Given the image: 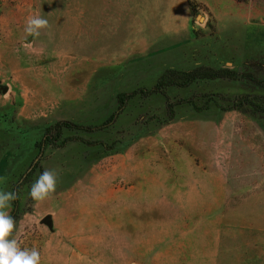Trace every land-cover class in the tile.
<instances>
[{
  "label": "rangeland",
  "instance_id": "374dc122",
  "mask_svg": "<svg viewBox=\"0 0 264 264\" xmlns=\"http://www.w3.org/2000/svg\"><path fill=\"white\" fill-rule=\"evenodd\" d=\"M165 2L22 6L48 27L2 54L0 190L41 264H264V0H195L182 41Z\"/></svg>",
  "mask_w": 264,
  "mask_h": 264
},
{
  "label": "crops",
  "instance_id": "0c3cea01",
  "mask_svg": "<svg viewBox=\"0 0 264 264\" xmlns=\"http://www.w3.org/2000/svg\"><path fill=\"white\" fill-rule=\"evenodd\" d=\"M35 1L36 0H0V70L4 67V70H8L10 74L15 76L17 71H19V68L17 69L18 66L16 63H13L12 59L10 61L5 60V58L2 57V54H14L16 48L21 45L22 41L27 42L30 40L26 37L27 35L24 32V26L27 18L35 15L34 13H22V6H31L32 4H35ZM229 1L230 0H197L200 5L205 6L214 12L218 5H228ZM109 3L111 4V2ZM175 4L179 5L180 15L177 14L176 19H173V17L170 18V16L167 17L163 26L167 28V31L170 34H174L170 37L171 39L182 41L190 34L189 22L192 9L188 0H178L177 3H175V0H166L165 5L170 7L166 10L171 11V7L175 6ZM169 26L170 30H168ZM1 62H8V66H3ZM2 76L0 73V79Z\"/></svg>",
  "mask_w": 264,
  "mask_h": 264
},
{
  "label": "clouds",
  "instance_id": "9594fccd",
  "mask_svg": "<svg viewBox=\"0 0 264 264\" xmlns=\"http://www.w3.org/2000/svg\"><path fill=\"white\" fill-rule=\"evenodd\" d=\"M48 27V21L40 16H30L25 21L24 32L28 37H37L40 30ZM30 45L31 43H26ZM224 68L235 70L231 61L224 64ZM58 173L54 170H45L35 179L28 193L29 197L36 202L43 201L54 193L57 185ZM17 196L13 192L0 190V264H41V254L35 249H22L12 235L15 221L7 211L12 201Z\"/></svg>",
  "mask_w": 264,
  "mask_h": 264
},
{
  "label": "trees",
  "instance_id": "16d2710c",
  "mask_svg": "<svg viewBox=\"0 0 264 264\" xmlns=\"http://www.w3.org/2000/svg\"><path fill=\"white\" fill-rule=\"evenodd\" d=\"M235 1H236V2H239V3H243V2H245L246 0H235ZM188 2H189V5H191V7L194 9L195 6H196V2H195V0H189ZM54 129H55V128L47 130V132L45 133V135L50 134ZM14 193H15L16 196H17V192L15 191ZM16 202H17V199L14 200V205H16V204H15Z\"/></svg>",
  "mask_w": 264,
  "mask_h": 264
},
{
  "label": "water",
  "instance_id": "95a60500",
  "mask_svg": "<svg viewBox=\"0 0 264 264\" xmlns=\"http://www.w3.org/2000/svg\"><path fill=\"white\" fill-rule=\"evenodd\" d=\"M6 89L4 88V91ZM41 223H44V224H47L48 226H51V220H50V217L49 216H46L44 217L42 220H41Z\"/></svg>",
  "mask_w": 264,
  "mask_h": 264
}]
</instances>
